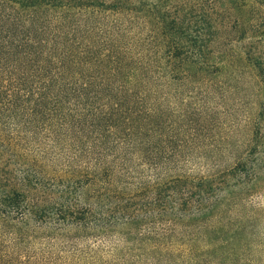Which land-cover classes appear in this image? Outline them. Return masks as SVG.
<instances>
[{
	"label": "trees",
	"instance_id": "16d2710c",
	"mask_svg": "<svg viewBox=\"0 0 264 264\" xmlns=\"http://www.w3.org/2000/svg\"><path fill=\"white\" fill-rule=\"evenodd\" d=\"M220 1L0 0V264H264L257 160L161 145L163 64L208 67Z\"/></svg>",
	"mask_w": 264,
	"mask_h": 264
},
{
	"label": "rangeland",
	"instance_id": "374dc122",
	"mask_svg": "<svg viewBox=\"0 0 264 264\" xmlns=\"http://www.w3.org/2000/svg\"><path fill=\"white\" fill-rule=\"evenodd\" d=\"M211 2L160 0L159 6L188 17L192 8ZM233 2L214 8L218 33L208 67L174 78L165 64L161 69V145L183 155L185 173L208 176L241 156L256 159L264 171V0ZM224 10L230 14L223 18ZM247 197L252 208L264 210V178ZM258 230L264 237V219Z\"/></svg>",
	"mask_w": 264,
	"mask_h": 264
}]
</instances>
